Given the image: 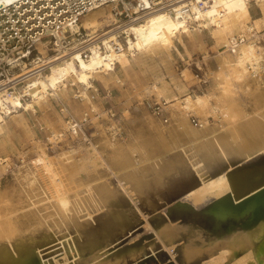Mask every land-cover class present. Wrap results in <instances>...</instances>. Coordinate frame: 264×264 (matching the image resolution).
I'll list each match as a JSON object with an SVG mask.
<instances>
[{"label":"bare ground","instance_id":"bare-ground-1","mask_svg":"<svg viewBox=\"0 0 264 264\" xmlns=\"http://www.w3.org/2000/svg\"><path fill=\"white\" fill-rule=\"evenodd\" d=\"M16 1L0 0V7ZM199 1L201 8L192 2L185 15L173 5L132 22H117L107 6L91 10L80 22L92 40L50 60V70L32 80L31 90L0 96L1 126L12 108L35 112V105L57 98L68 83L81 86L79 97L89 101L93 80L114 73L115 65L125 69L133 52L185 47L181 35L198 28L221 38L239 23L252 33L225 38L224 52L213 55L214 69L207 67L202 76L212 89L165 98L159 108L167 120L142 108L133 123L125 111L127 135L118 139L119 124L106 113L97 118L91 105L95 143L72 136L76 144L58 145L49 155L46 143L32 140L17 155L13 187L0 193V264H37L49 255L38 249L58 240L60 254L41 264H67L70 257H78L71 264H85L124 237L141 241L128 243L107 264L146 263V250L168 258L163 264H258L255 253L264 240V201L255 193L264 187V41L255 29L254 35L248 31L256 20L247 4L241 11L236 0ZM142 5L148 8L138 0L135 14ZM42 45L49 48L48 41ZM142 92L138 100L142 94L157 103L161 98L154 84ZM60 141L51 132L48 142ZM0 163L13 167L8 158ZM139 225L143 235L132 237Z\"/></svg>","mask_w":264,"mask_h":264},{"label":"rangeland","instance_id":"rangeland-1","mask_svg":"<svg viewBox=\"0 0 264 264\" xmlns=\"http://www.w3.org/2000/svg\"><path fill=\"white\" fill-rule=\"evenodd\" d=\"M248 11L252 20L258 21L264 17V12L261 11L259 5H257L255 9L248 6ZM244 28L245 27H242L239 23H234L231 25L230 30L221 36V38H219L216 33H211L212 30L205 29H200V31H197L199 30L197 29L195 32H190L189 36L182 34L181 40L183 41L185 47H182L180 43L175 44L174 48L178 53V55L175 56V63L168 62L167 64L161 66V64L156 62L155 58L151 57V54L157 50V48H155L152 51L142 52L136 61L135 67L129 68L126 66L127 68L125 67V70H121L120 67L116 65L114 73H110L109 75L102 77V79H99L104 86H108L110 88L111 95L104 100L100 98L98 102L93 103L94 106L97 105V107H95L97 113L99 114L97 117L94 113H90V120H92L93 116L101 119L102 117H100V115L102 116V114L106 113L109 118L112 120L114 119L113 121L119 124L120 131L116 134L118 139L126 138L127 135L126 130H124L126 127H123L125 120L122 121V114L125 111L129 112L128 118L130 122L132 121L133 123L136 121L134 118H138L139 115H141L142 108L150 115H154V118L156 119L160 118V120H167L163 111H161L158 115L154 114V107L162 106L166 97L176 96L181 98L187 94L207 92L212 89L211 81L203 79L206 68L211 67L214 69L215 62L213 55H215L216 52H224L226 49L224 46L225 38H235L241 34L244 35L246 39L252 35V33L250 35L246 34V30H244ZM255 31H257L259 35V43L263 44L264 37L262 34L264 33V28L259 30L255 29ZM180 56H183L184 59H180ZM196 61H199L200 68L195 66ZM116 76L119 78V81L114 80ZM200 78L202 81L197 82V79ZM94 80L93 83L97 87L101 88L102 84L99 83L96 78ZM203 80H205L204 83ZM152 84L156 85L161 92L159 102H155L152 97L149 95L146 96L147 94H142L138 100L136 98L137 93L142 92L143 88ZM73 93L74 88L69 87L68 84L66 89L61 88L59 96L68 99L69 97L72 98ZM78 102V100L73 101L70 99L71 105L74 104L72 107L74 108L76 114L79 115L83 111V108L84 111L89 112L92 103L84 100L81 103L79 102L81 104L80 105ZM100 102L102 106H100L101 104H98ZM87 107L88 110L85 109ZM35 109V114H32L31 111H27L26 113L20 112L18 114L10 115L9 117L4 118V123L0 126V158H8L13 163V167H8L5 163L0 164V193L13 187L14 172H16L13 169L19 165L17 155L20 152H26L31 146L32 140H39L46 143L48 147L47 152L50 153H48L49 155H55V153L59 151L58 148H56L58 145L64 146L66 142L68 143L69 141L71 144H76L78 141L76 139L71 142L72 137L65 134L63 137L59 138L61 140L59 144H55L54 146L49 143L48 139L49 136H51V132L59 133L61 129L64 128L65 120H63L64 118L62 115L57 113L54 101L47 99L46 102H41V104L35 105ZM109 111L113 114V117H110ZM190 120L193 124L197 123V119L194 116L190 117ZM208 121L209 123H212L213 119L208 118ZM90 127L93 129L91 132L89 131L91 135L87 137V140L79 135L78 139H82L80 141H86V143L88 141H91L92 143L97 141V136L92 135L94 131L93 124ZM131 235L132 237L136 235L141 237V235H143L141 225L134 228ZM128 240L129 239L127 237H124L112 245L100 249L98 251L99 256L85 264H94L97 262L102 264L110 263L115 254L128 245ZM58 241H54L45 245L46 247L43 246L38 249L40 251V256L42 257L47 255V253L49 254L47 257L40 258L41 261L50 259L51 257H55L60 254V250L58 251V249H61L62 247L57 245ZM133 241L131 243L136 244V242H140L141 240L135 239ZM173 256L175 259L178 258V252L173 251ZM74 258L78 260V257ZM74 258L70 257L67 264H71V261ZM144 259L147 260L146 263L142 262L140 264H162L166 262L168 258L165 259L161 256L155 258L153 257V253L146 250L145 255L143 256V260ZM40 260L37 264H41ZM261 260L264 261L263 258Z\"/></svg>","mask_w":264,"mask_h":264},{"label":"built area","instance_id":"built-area-1","mask_svg":"<svg viewBox=\"0 0 264 264\" xmlns=\"http://www.w3.org/2000/svg\"><path fill=\"white\" fill-rule=\"evenodd\" d=\"M146 1L148 8L139 6L138 14L132 10L134 5L138 6V0H104L103 3L101 0H17L10 5L1 6L0 96L5 97L23 93L24 90H31L32 80L50 70V60L57 57L59 59L68 57L80 43L87 44L92 40L93 36H85L80 22V18L91 10L107 6L117 22H132L147 11L173 10L171 8L173 5H179L177 8H179L180 14L185 15L190 12L189 6L192 2L198 8H201L202 5V2H197V0ZM94 5H98V7ZM192 25L194 29H197L195 23ZM117 39H120V35L117 36ZM43 41H48L49 48L47 50L42 45ZM94 41H96V47L101 51L102 41L98 39ZM114 49L118 50L116 44ZM46 58L50 59L45 60ZM37 65L40 67L38 68ZM69 87L74 88L72 98L81 103L79 90L82 87L71 86V84ZM89 90H92V94L89 96V100H92L95 98L96 91L92 88ZM24 98L27 97H21L22 101ZM11 112L18 114L26 111L21 108H12ZM64 112L67 117L64 121V128L57 133L58 138L65 134L71 137L80 135L84 139L90 136L89 131L93 130L90 127L92 125L90 113H93L91 109L89 112L84 111L80 119H75L69 111ZM153 112L156 115L160 114L159 106H155ZM109 115L113 117L110 111Z\"/></svg>","mask_w":264,"mask_h":264},{"label":"clouds","instance_id":"clouds-1","mask_svg":"<svg viewBox=\"0 0 264 264\" xmlns=\"http://www.w3.org/2000/svg\"><path fill=\"white\" fill-rule=\"evenodd\" d=\"M103 2H104V0H101V3H103ZM246 4L252 9H255V7L257 5H259L261 11L264 12V0H241L240 3L236 4V7L239 8L241 11H244V5H246ZM94 6L98 7V5H94ZM246 14L247 13L245 12V15ZM262 28H264V17H262L260 20L256 21V23L253 24V26L251 28H249L248 31L253 32V35H254L255 32L253 31V29L259 30ZM128 31L131 32L132 30L128 29ZM133 48H135V45H133ZM24 54L27 55V53H24ZM140 55H141V53L139 51L131 53V55L129 57L130 62L127 65V67H129V68L135 67L136 61L140 57ZM176 55H178V53L176 52L174 46L172 44H168L167 47H158L157 50L151 54V57L155 58L156 62L161 64V66H163V65L167 64L168 62L175 63V56ZM179 58L184 59L183 56H180ZM57 59H59V57H57ZM37 67L39 68L40 65H37ZM21 167H24V165L21 164Z\"/></svg>","mask_w":264,"mask_h":264},{"label":"crops","instance_id":"crops-1","mask_svg":"<svg viewBox=\"0 0 264 264\" xmlns=\"http://www.w3.org/2000/svg\"><path fill=\"white\" fill-rule=\"evenodd\" d=\"M121 70H125V69H121ZM114 80L119 81V78L116 76V78ZM98 81H99V83L102 84V82L100 80H98ZM93 85H94V88H92V89L96 91V95H95L94 99L88 101L89 103H92V105H94L93 103L98 102V100H100V98H102L104 100V99L110 97L111 91H110V88L108 86H104V84H102L101 88H100V87H97L94 83H93ZM58 94H59V92H58ZM90 94H92V90H88V96H90ZM47 99L55 102L56 111H57V113L59 115L63 116V118H64L63 120H66V117H67V115H66V113L64 111L71 112L75 119H80L82 113L84 112V108H83L82 109L83 111L79 115L75 113V110L72 107V106H74V104L71 105L70 99L73 100V101H76V99H73V98H70V97L68 99H66V98L60 97V96H58L57 98L56 97L55 98H50L49 97ZM98 104L100 105L101 102L98 103ZM95 106L97 107V105H95ZM100 106H102V104ZM85 109L88 110V107L85 108ZM105 109H107V108H105ZM26 112H22V113H26ZM35 112H36V110H35ZM35 112L31 111L32 114H35Z\"/></svg>","mask_w":264,"mask_h":264},{"label":"water","instance_id":"water-1","mask_svg":"<svg viewBox=\"0 0 264 264\" xmlns=\"http://www.w3.org/2000/svg\"><path fill=\"white\" fill-rule=\"evenodd\" d=\"M255 193L259 201L263 202L264 201V187ZM261 257L264 258V240H262L260 244L257 246L256 259H258V264H264V261L261 260L262 259Z\"/></svg>","mask_w":264,"mask_h":264},{"label":"snow or ice","instance_id":"snow-or-ice-1","mask_svg":"<svg viewBox=\"0 0 264 264\" xmlns=\"http://www.w3.org/2000/svg\"><path fill=\"white\" fill-rule=\"evenodd\" d=\"M241 2V0H236V3H240Z\"/></svg>","mask_w":264,"mask_h":264}]
</instances>
